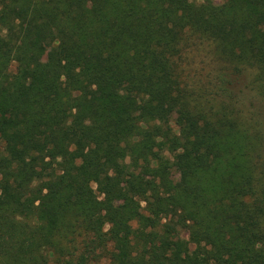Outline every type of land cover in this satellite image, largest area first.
I'll use <instances>...</instances> for the list:
<instances>
[{
  "label": "trees",
  "instance_id": "1",
  "mask_svg": "<svg viewBox=\"0 0 264 264\" xmlns=\"http://www.w3.org/2000/svg\"><path fill=\"white\" fill-rule=\"evenodd\" d=\"M242 77L264 0H0V264H264Z\"/></svg>",
  "mask_w": 264,
  "mask_h": 264
},
{
  "label": "rangeland",
  "instance_id": "2",
  "mask_svg": "<svg viewBox=\"0 0 264 264\" xmlns=\"http://www.w3.org/2000/svg\"><path fill=\"white\" fill-rule=\"evenodd\" d=\"M194 3H201L203 0H191ZM214 3L219 4L223 0H213ZM188 50L185 54L187 56V61L184 62L186 72L190 74V77L197 81L208 82L211 80V69L213 63L207 62L205 55L203 53H195L194 51ZM51 51L48 50L47 54H50ZM232 84L230 87L236 92L244 96L245 105L251 106L255 112L256 117L264 124V101H261L252 96L244 88L247 84L246 77L240 79H232ZM263 157H264V146H263ZM175 182H179V176H174Z\"/></svg>",
  "mask_w": 264,
  "mask_h": 264
}]
</instances>
